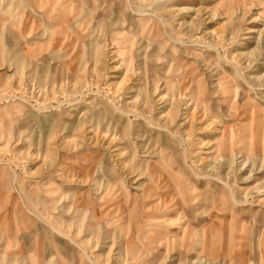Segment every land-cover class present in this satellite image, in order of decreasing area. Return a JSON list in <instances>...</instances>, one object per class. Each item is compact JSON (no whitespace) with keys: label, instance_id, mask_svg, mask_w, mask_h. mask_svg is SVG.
<instances>
[{"label":"rangeland","instance_id":"obj_1","mask_svg":"<svg viewBox=\"0 0 264 264\" xmlns=\"http://www.w3.org/2000/svg\"><path fill=\"white\" fill-rule=\"evenodd\" d=\"M0 264H264V0H0Z\"/></svg>","mask_w":264,"mask_h":264},{"label":"bare ground","instance_id":"obj_2","mask_svg":"<svg viewBox=\"0 0 264 264\" xmlns=\"http://www.w3.org/2000/svg\"><path fill=\"white\" fill-rule=\"evenodd\" d=\"M193 114H194V111L190 114L191 115V117L193 116Z\"/></svg>","mask_w":264,"mask_h":264}]
</instances>
